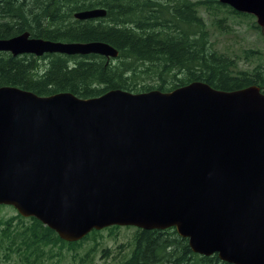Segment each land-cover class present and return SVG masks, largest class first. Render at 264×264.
Wrapping results in <instances>:
<instances>
[{
	"label": "water",
	"instance_id": "95a60500",
	"mask_svg": "<svg viewBox=\"0 0 264 264\" xmlns=\"http://www.w3.org/2000/svg\"><path fill=\"white\" fill-rule=\"evenodd\" d=\"M264 28V0H219ZM106 10L78 12L80 21ZM99 55L104 42L25 32L0 53ZM69 243L112 226L175 228L199 255L264 264V93L193 82L171 92L111 90L83 99L0 88V206Z\"/></svg>",
	"mask_w": 264,
	"mask_h": 264
},
{
	"label": "trees",
	"instance_id": "16d2710c",
	"mask_svg": "<svg viewBox=\"0 0 264 264\" xmlns=\"http://www.w3.org/2000/svg\"><path fill=\"white\" fill-rule=\"evenodd\" d=\"M97 8L106 10L104 18H75L78 12ZM203 14L221 30L228 27L224 23L229 16L252 17L219 0H0V39L29 32L33 38L55 42H104L119 52L110 60L99 55L36 57L2 52L0 88L17 87L43 97L69 92L91 99L111 90L171 92L204 82L227 92L255 85L264 93V65L240 70L237 58L219 51L210 40ZM254 28L261 29L255 24ZM255 53L259 52L246 50L245 58ZM122 228L135 231L128 247L119 246L112 264H230L218 255L194 253L175 228L112 226L69 243L36 218L21 215L0 220V254L15 257L19 264H44L45 259L64 264L63 251L68 250L72 264H101L99 253L103 258L112 255L102 246L104 233L117 239Z\"/></svg>",
	"mask_w": 264,
	"mask_h": 264
},
{
	"label": "rangeland",
	"instance_id": "374dc122",
	"mask_svg": "<svg viewBox=\"0 0 264 264\" xmlns=\"http://www.w3.org/2000/svg\"><path fill=\"white\" fill-rule=\"evenodd\" d=\"M203 17L209 26L210 40L219 51H227L235 56L238 60L240 70H252L258 64L264 65V28H254V24L258 26L257 19L254 16L250 18L229 16L224 23V25H227L228 27L222 30L213 25L212 20L208 15L203 14ZM227 30L228 32H226ZM246 50L257 51L259 53H255L251 59H246ZM18 215L19 213L17 210L10 206H6L0 210V220L2 221L11 220ZM19 221V219H16L14 224H18ZM134 231V229L129 230L122 228L118 233L119 235L117 236V239L111 237L109 232H105L102 246L110 248L112 250V255H110V258H103L102 254L99 253L98 259L101 264H112V258L118 254L119 246L126 244L128 247L130 245ZM63 254L65 256V259L63 258L64 264H72L71 251L64 250ZM54 261H56V259L53 261L45 259L44 264H52ZM0 264L19 263L15 257L7 259L4 254L1 253Z\"/></svg>",
	"mask_w": 264,
	"mask_h": 264
}]
</instances>
